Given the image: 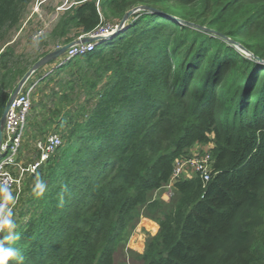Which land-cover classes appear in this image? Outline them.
<instances>
[{"label":"trees","instance_id":"1","mask_svg":"<svg viewBox=\"0 0 264 264\" xmlns=\"http://www.w3.org/2000/svg\"><path fill=\"white\" fill-rule=\"evenodd\" d=\"M34 1L0 0V118L30 70L12 44ZM78 1L50 33L63 45L147 6L263 62L139 11L94 51L36 70L24 137L53 132L61 145L21 177L14 222L24 264H114L141 217L159 229L137 264H264V0ZM197 146L212 159L209 181L183 174L169 186L175 162ZM37 174L42 197L31 191Z\"/></svg>","mask_w":264,"mask_h":264},{"label":"rangeland","instance_id":"2","mask_svg":"<svg viewBox=\"0 0 264 264\" xmlns=\"http://www.w3.org/2000/svg\"><path fill=\"white\" fill-rule=\"evenodd\" d=\"M78 3H79L78 0H35L28 7L27 12L25 14V18L21 25V28L18 32L15 33L13 37V44L11 43L14 48L13 50H14L15 56L19 58L20 62L29 64V68L31 69L34 63L36 64L35 61L38 58H40V55L44 53L50 54L51 52L58 50L62 48L63 46L68 45V44L63 45L61 44L60 41L54 40L53 38L50 37V33L53 30L59 17L66 10L70 9L73 6H76V4ZM111 19L113 20V22H118L116 21L117 19L115 18H111ZM110 22H111L110 24L104 23L105 25L103 27L110 28V25L114 24L112 21ZM38 34H40L38 47H33V37L37 36ZM73 34L74 33H72V35ZM80 38L83 39V38H88V37L85 35L80 36L74 42L78 41V39ZM72 43H69V44H72ZM231 45L235 49L238 50L236 46H234L233 44ZM41 59L42 58H40L39 60ZM56 65L57 63L43 66L41 74L46 75L50 73L52 69L55 68ZM37 76L38 75H32L30 77L31 82L35 81L37 79ZM30 78L28 79L29 81L27 80L28 82L25 84L23 88L25 91H27L29 88ZM52 105H53L52 102H49V106L52 107ZM49 134L53 135L57 133L48 132L47 135ZM24 136H25V132H24ZM24 136H23V139H25ZM43 137H41V135H38L37 138L29 141V143H27L26 139L23 140L21 147L16 155V158H19V161H18L19 166H23V164H27V166L34 165L38 161L36 158L37 150H38V143L43 142L45 140V139H42ZM194 150L195 151L198 150L197 154H200L199 151L204 152L207 150V147L199 146ZM7 172L10 174L12 178L19 177L18 167L11 166L7 169ZM188 172H190V170H188ZM185 177H187V174H185ZM159 195H162V194L160 193ZM158 229L159 227L156 224V222H153L152 220L141 217L138 223L133 227V229L130 230V233L128 235V240L125 242V244H122L117 249L115 256H114V264H137L138 259L136 258L135 254H139V255L143 254L146 239L149 236L151 237L155 236L158 232ZM256 229H260V226H257Z\"/></svg>","mask_w":264,"mask_h":264},{"label":"built area","instance_id":"3","mask_svg":"<svg viewBox=\"0 0 264 264\" xmlns=\"http://www.w3.org/2000/svg\"><path fill=\"white\" fill-rule=\"evenodd\" d=\"M109 26V25H108ZM118 25H110V28H99L96 32L87 35L88 38H101L107 39L111 37ZM82 38L78 39L79 42L74 43L67 51L59 58L57 64H63L68 60L80 57L94 51L98 42L82 43ZM28 81L25 82V84ZM24 85L15 96L12 101L9 110L5 117V123L3 127L2 141L0 144V183H6L13 194L18 198L21 191V177L24 171L33 172L37 166L45 162L61 145V139L59 136L53 134L48 136L43 142L38 143L39 160L34 165H29L27 168H22L16 161V155L21 147L23 136L25 132V126L27 117L31 110L30 94L34 89L36 83L29 85L27 91H25ZM2 159V160H1ZM7 166H15L19 168V177L12 178L7 172ZM212 159L208 153L204 155H192L188 159L177 160L174 164L173 173L171 175L170 184H173L181 175L187 174V178H198L206 183L211 178ZM190 170V172H188ZM192 174V175H191Z\"/></svg>","mask_w":264,"mask_h":264},{"label":"clouds","instance_id":"4","mask_svg":"<svg viewBox=\"0 0 264 264\" xmlns=\"http://www.w3.org/2000/svg\"><path fill=\"white\" fill-rule=\"evenodd\" d=\"M39 35L33 37V47H38ZM47 190L46 181L36 175L32 194L36 197L44 196ZM18 203L16 196L6 183H0V264H24V255L21 249L15 246L19 240V234L16 232V223L14 222L15 206Z\"/></svg>","mask_w":264,"mask_h":264},{"label":"water","instance_id":"5","mask_svg":"<svg viewBox=\"0 0 264 264\" xmlns=\"http://www.w3.org/2000/svg\"><path fill=\"white\" fill-rule=\"evenodd\" d=\"M137 11H145V12H149V13H152V14H157V15H161V16H166L168 17L169 19L175 21V22H178V23H181L183 25H187V26H192V27H196V28H199L209 34H213V35H216L218 36L219 38H222L224 40H227L228 42H230L231 44H233L234 46H236L238 48V50H240L243 54H245V56L249 57V58H253L255 59L256 61L258 62H263L262 60L258 59L257 57H254L250 52H248L244 47H242L240 44L236 43V42H233L231 40H229L227 37L213 31V30H210V29H206L204 27H200V26H197L195 24H192V23H189V22H185L183 20H180L174 16H171V15H167L165 13H163L162 11L158 10V9H155V8H151V7H147V6H138V7H135L133 9H130L129 11H127L125 13V15L123 16V18L121 19L120 23H119V27H118V30H116L113 34H111V37L112 36H115L117 35L126 25V22L127 20ZM103 40V37L101 38H83L81 40L82 43H89V42H100ZM79 41H76L74 43H77ZM74 43L72 44H68L66 46H63L62 48L58 49V50H55L53 52H51L50 54H48L47 56H45L44 58H42L41 60H39L36 64L33 65V67L21 78V80L19 81L18 85L16 86V88L14 89L11 97L9 98L6 106H5V109L2 113V116L0 118V144H1V141H2V135H3V127H4V123H5V117H6V114L9 110V107L12 103V101L14 100L15 96L17 95V93L19 92V90L21 89L22 85L25 84V82L34 74V72L36 70H38L39 68L43 67V66H46L47 64H49L51 61H55V60H58L60 57H62V55L67 51V49L73 45Z\"/></svg>","mask_w":264,"mask_h":264},{"label":"crops","instance_id":"6","mask_svg":"<svg viewBox=\"0 0 264 264\" xmlns=\"http://www.w3.org/2000/svg\"><path fill=\"white\" fill-rule=\"evenodd\" d=\"M198 147V146H197ZM197 147H195V149L197 148ZM150 223V222H149Z\"/></svg>","mask_w":264,"mask_h":264}]
</instances>
